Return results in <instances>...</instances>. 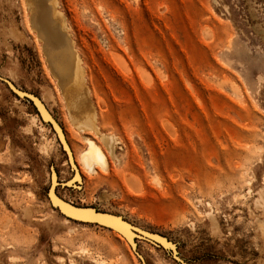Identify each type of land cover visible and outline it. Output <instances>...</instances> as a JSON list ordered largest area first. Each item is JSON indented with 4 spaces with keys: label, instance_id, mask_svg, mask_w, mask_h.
Returning <instances> with one entry per match:
<instances>
[{
    "label": "rangeland",
    "instance_id": "1",
    "mask_svg": "<svg viewBox=\"0 0 264 264\" xmlns=\"http://www.w3.org/2000/svg\"><path fill=\"white\" fill-rule=\"evenodd\" d=\"M54 2L100 102L109 165L80 168L84 140L31 8L0 0V77L43 101L80 170L73 180L53 129L0 79V264H264V0ZM52 174L59 197L166 245L138 236L133 250L67 217L48 197Z\"/></svg>",
    "mask_w": 264,
    "mask_h": 264
},
{
    "label": "bare ground",
    "instance_id": "2",
    "mask_svg": "<svg viewBox=\"0 0 264 264\" xmlns=\"http://www.w3.org/2000/svg\"><path fill=\"white\" fill-rule=\"evenodd\" d=\"M27 4L31 8L30 19L32 26L37 32V37L42 42V51L44 52L50 71L56 80L60 97L68 113L69 120L72 126L80 132L82 139L84 140V146L77 156L80 168L90 173L94 172L96 167L106 171L109 165L107 152L109 151L110 143L106 135L102 134L100 131L101 127L98 122L99 113L96 110V107L100 105V102L95 106L91 102L90 88L86 85V73L84 68H80V59H78L76 50L73 49L65 31L62 30L63 24L60 21V17L62 16L60 15V12L58 15L57 11L54 9V0H27ZM37 99L39 98L37 97ZM39 101L41 102L42 100L39 99ZM41 103L43 104V101ZM44 107L46 108L45 105ZM94 135L99 138L100 142L93 137ZM67 145L69 147L68 142ZM69 150L71 151L70 147ZM67 163L69 162L67 161ZM70 166L74 168L71 177L74 175L73 180H75L79 177L80 170L75 164L74 159L73 166L72 164H70ZM56 180V175L52 174L50 178V185L52 184V187L49 190L48 195L49 198H51L50 200L53 201L52 205L57 208L58 204L55 202L56 200L53 196V193H56L54 189ZM70 182L71 181L68 183ZM61 199L64 200L63 198ZM68 203L74 205L71 202ZM74 206L78 208H88L86 206ZM60 209L61 211H59L67 217L96 223L94 219L83 216L82 212L86 213L89 210L85 211L78 209V214H74V212H66V209L62 208V206ZM104 213H107L112 217L104 215L105 218L107 217V223L98 222L97 224L110 227L112 230L120 234V238L129 242L131 245L132 237L134 235V230H132L130 226L131 224L119 216L108 212ZM137 229L144 230L142 228Z\"/></svg>",
    "mask_w": 264,
    "mask_h": 264
},
{
    "label": "water",
    "instance_id": "3",
    "mask_svg": "<svg viewBox=\"0 0 264 264\" xmlns=\"http://www.w3.org/2000/svg\"><path fill=\"white\" fill-rule=\"evenodd\" d=\"M0 79H2L3 81H5L8 86L16 93L22 95V96H26L28 99L31 100V102L35 105V107L38 109L41 117L50 125V127L53 129L59 143H60V146L61 148L64 150V153H65V156H66V159L67 161L72 164L73 166V157H72V154H71V151L69 150V147L67 145V142H66V139H65V136H64V133H63V130L62 128L60 127V125L58 124V122L55 120V118L51 115V113H49V111L44 107V105L39 101V99H37L36 96H34L33 94L31 93H28L26 91H22V90H19L17 88H15L7 79L5 78H2L0 77ZM58 184L57 181H55V186H54V189L56 187V185ZM52 187V184L50 185L49 187V190L51 189ZM49 190H48V194H49ZM53 196L55 198V202H57V209L61 211V206L62 208H65L66 209V212H74V214H78L79 210L78 209H81V210H89L87 211L86 213L82 212L83 213V216L87 217V218H91V219H94L96 223L98 222H105L107 223V217L105 218L104 215H108V216H111L107 213H104L103 211H99L93 207H89V206H86L88 208H78L74 205H71L70 203H68L67 201H64L62 200L60 197H58L56 195V193H53ZM49 197V195H48ZM51 199V198H49ZM51 201V200H50ZM53 201H51L52 203ZM53 204V203H52ZM60 206V207H59ZM56 207V206H55ZM78 210V211H76ZM82 216V215H81ZM112 217V216H111ZM109 224V223H108ZM132 230H134L133 232V237H132V241H131V246H132V249L134 250L135 248V243H134V238L140 236L154 244H165L167 243V241L164 239V237L156 234V233H152V232H147V231H144V230H140V229H137V227L133 226V225H130ZM141 258V257H140ZM142 259V258H141Z\"/></svg>",
    "mask_w": 264,
    "mask_h": 264
}]
</instances>
